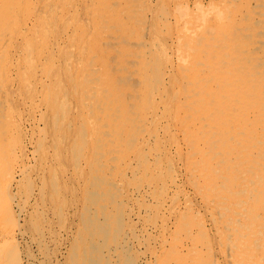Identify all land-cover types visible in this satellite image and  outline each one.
Here are the masks:
<instances>
[{
    "label": "bare ground",
    "instance_id": "6f19581e",
    "mask_svg": "<svg viewBox=\"0 0 264 264\" xmlns=\"http://www.w3.org/2000/svg\"><path fill=\"white\" fill-rule=\"evenodd\" d=\"M103 1L109 19H99L89 51L78 58L81 70L69 72L65 46L52 43L47 48L52 79L43 85L48 96L38 123L46 125L52 116L47 145L48 152L52 150V176L60 167L66 174L52 188H36L41 177L32 178L29 188L37 205L46 204L45 195L52 190V232L58 211L66 231L46 252L43 264H223L216 249L220 245L225 256L233 248L239 250L230 264H260L264 0H209L216 15L208 22L204 0ZM14 5L13 0H0V264L31 261H25L7 229L8 219L1 217H14L13 187L23 166L19 160L27 143L24 133L28 134L23 129L19 133L25 117L19 111L17 89L9 90L3 70L6 52L17 41L10 13L16 11ZM240 38L242 45L236 46ZM88 68L95 78L83 74ZM63 72L71 77L67 90ZM68 92L75 95L76 107L67 100ZM31 108L37 111L34 102ZM83 146L80 156L77 150ZM11 155L18 160L12 162ZM173 164L184 167L179 182L168 175ZM183 180L194 186V193L202 184L207 192L226 190L221 193L224 204L231 199L236 207L228 213L211 205L199 217L191 195L188 209H179L180 199L174 202L175 221L165 214L164 197L171 194L169 186L178 191ZM86 195L90 201L84 204ZM153 205L161 222L149 226L137 214L139 207L143 211ZM207 214L213 231L203 224ZM33 215L34 225L44 219V213ZM151 225L158 230L156 247L149 244ZM165 233L179 239L175 246L166 247ZM75 242V253L60 259L68 243ZM200 245L207 248L205 254Z\"/></svg>",
    "mask_w": 264,
    "mask_h": 264
},
{
    "label": "rangeland",
    "instance_id": "374dc122",
    "mask_svg": "<svg viewBox=\"0 0 264 264\" xmlns=\"http://www.w3.org/2000/svg\"><path fill=\"white\" fill-rule=\"evenodd\" d=\"M208 2L209 0H204L207 22L213 20L216 15L215 10L208 7ZM13 4H15L13 7L16 11L11 10L10 12L11 15L14 16L12 37L17 38V41L9 46V50L6 52L3 70L6 72L4 78L5 84H7L9 90L12 91L14 88L17 89V94L19 96V111L21 116L25 117L24 123L26 124L22 127L19 126V133L22 134L23 130H27L28 134L23 132L27 137V143L24 145V154L21 160H19L22 161L23 166L21 168L22 170L17 173L18 183L13 187L15 211H12L14 212V217L9 218L5 213H2L1 217H4L5 220L8 219V223L6 224L7 229H9L10 236L15 237V241L20 246L25 261L27 258H30L31 261H26L28 264H43L46 259V252L53 250L57 238L65 234L66 231L65 223L58 221L60 212L57 210L59 214H56L57 217L54 218V232H52L51 205L54 203L52 190L50 194H47V196L45 195L46 204L41 202L40 205H37L39 201L34 198L33 191H30L32 178L41 177L38 178L40 181L39 184L36 185V188L39 186L52 188V183L61 182L66 174L64 170H60L62 168L60 167L58 170L59 172L56 171V174L52 176V150L48 152L49 146H47L50 139H52V116L50 122L46 125L43 121H39V123L43 122L42 126L38 125V117L41 111L45 109V98L48 96L47 89L45 90L43 85L52 79V61L48 55L47 48L50 45L52 46V43L58 48L65 46L69 55L68 63L66 62L65 65L70 68L69 72H75L77 69L81 70L79 65L82 63L78 62L79 56L85 55V53L89 51L88 47L92 45L94 36L98 32L99 19L104 20L109 19V17L106 12L107 7L104 5L103 0H13ZM173 25L174 21L172 19L170 27ZM103 35H106V33H103ZM84 37H86V39H84ZM240 45H242V38L238 39L236 42V46ZM168 53L170 57H172V48L168 49ZM85 64L90 65V60L85 61ZM90 69L91 68H88L83 74L95 78V75H92ZM70 79V74L63 72V83H61L66 90L70 86ZM82 80L83 78H79L80 82ZM182 84L184 88L187 86L188 81L185 80ZM36 90L43 91V93H36L34 96ZM68 95L69 99L67 100L76 107V104H74L75 95L70 92H68ZM33 102L35 103L37 111L31 108ZM31 111H33V114ZM19 133L17 132V135ZM85 133L88 135V127ZM77 153L80 156L84 155V146L83 149L77 150ZM15 160H18L17 157L11 155V161L15 162ZM48 166H50V171L47 172ZM172 167L173 172L168 173V175L175 177L177 182L181 181L184 178V167L174 164ZM167 171H169V169H167ZM132 181H134V179ZM169 187L171 194L168 197H164V205L166 206L164 211L165 214L167 213L170 218L172 217L175 221L176 218L172 215L174 211V202L180 199L181 204L179 209H188V207L192 205L191 195L192 199L196 202L194 204V211H198L197 216L199 217L209 212L211 205H220V208L226 210L228 213H231L233 208L236 207V204L231 199L228 204H224L221 193H224L226 190H220V193L207 192L206 186L202 184L200 192L194 193V186L185 180H183L179 188L176 187L178 191L174 190L172 186ZM38 191L39 189H36L35 193ZM55 194H58V192L54 191V196ZM84 198V204L89 203L90 196L86 195ZM136 201L137 200L133 203L135 204ZM257 204L259 209H264V200L258 201ZM79 205H81V203H79ZM78 206L74 205V207ZM153 207L154 205L148 210L144 209L143 211L139 207L137 214L141 222L149 226L152 223L154 226V224H159V222H161V217H156L157 210ZM62 210L65 211L64 209ZM79 211L80 210L76 213ZM189 212L193 213V210H189ZM31 213H34L33 216L36 215L37 217H41L40 215L44 213V219L42 220L41 218L40 221L35 222L34 225L32 220H30ZM151 217H155L154 222L150 220ZM205 217L208 218L204 219V226L212 230V218L209 217V214ZM11 218H14V220ZM174 222L170 224L174 226ZM69 225L70 223L68 226ZM152 225L149 244L153 247L151 245L152 242L154 247H156L155 239L157 236L155 237V233L158 230ZM164 231L166 232V230ZM166 233L165 245L167 248H171L177 244L179 239H175V237L172 239L169 235H166ZM140 234L142 236L141 232ZM78 246L77 242L74 244L68 243V248L64 249V253L60 256V259L65 255L75 253L73 249L78 248ZM71 247L73 249H71ZM222 247L224 246L220 245L216 247L218 259L222 261L223 264H230V262H228L230 259L235 261L239 250L233 248L231 254L225 256L220 251ZM206 249L207 248H204L203 245H200V253L205 254ZM160 250L161 247L158 248L157 251L154 249L156 253ZM2 256V253H0V259ZM155 257L156 255L152 256V261L156 259ZM58 262L57 260L52 264H57ZM260 264H264V257L260 259Z\"/></svg>",
    "mask_w": 264,
    "mask_h": 264
}]
</instances>
